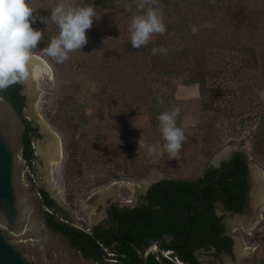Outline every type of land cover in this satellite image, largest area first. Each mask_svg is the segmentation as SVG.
Instances as JSON below:
<instances>
[{"label":"rangeland","instance_id":"374dc122","mask_svg":"<svg viewBox=\"0 0 264 264\" xmlns=\"http://www.w3.org/2000/svg\"><path fill=\"white\" fill-rule=\"evenodd\" d=\"M256 1L259 8L264 6V0ZM29 2L31 7L38 6V11L50 12L60 2L66 7L79 5L77 0ZM95 7L96 20L87 30V43L82 49L69 53L67 60L58 63L47 55L50 41L43 48L44 41L41 40L32 51L47 63L52 75L54 93L44 104L42 117L62 140V204L80 227L85 229L102 222L112 201L122 203L124 199L138 198L153 182L200 176L205 166L212 164L213 158L221 152L225 153L222 160L234 152H241L249 164L264 170V155L252 153L256 120L246 119L254 112L248 103L253 101L254 105L255 101L264 99L263 96L256 100L253 93L243 96L244 102L231 98L233 114L238 115L245 107L243 116L215 118L213 111L202 114L197 102L188 101L189 98L197 100L196 86L185 85L181 79H171L167 90L174 91L178 99L175 102L179 108L178 127L183 130L185 140L175 156L164 150L162 133L158 125L152 123L151 115L140 100L144 94L140 79L146 73V86L160 90L159 75L141 70L137 65L141 75L136 83L129 81L132 68L128 65L123 42L131 41L129 25L133 16L112 8ZM160 13L167 29L174 18ZM32 26L39 29L36 20ZM48 30L53 37L60 31L55 22L49 23ZM261 32L264 35V21ZM161 34H153L150 41ZM259 56H264V46ZM262 68L259 77L264 80ZM244 78L246 81L239 86H254L253 78ZM261 92L264 93V89L258 90V94ZM241 94V91L237 92L238 96ZM217 105L225 104L218 101ZM249 107L251 113L247 111ZM200 122L206 130L201 129ZM140 139L157 151L149 153L146 148L138 147ZM72 146L77 148L73 157ZM256 176L260 177L258 173ZM216 212L226 223V232L234 239L235 254L248 249L238 260L235 258V263L264 264V204L256 206L247 220L245 216L239 219L237 215L223 211L219 205ZM199 258L207 260L208 256L202 254ZM223 261L224 264L232 263L229 257H224Z\"/></svg>","mask_w":264,"mask_h":264},{"label":"trees","instance_id":"16d2710c","mask_svg":"<svg viewBox=\"0 0 264 264\" xmlns=\"http://www.w3.org/2000/svg\"><path fill=\"white\" fill-rule=\"evenodd\" d=\"M77 2L79 5L91 2L132 16L139 13L135 0H77ZM256 2V0H247V2L244 0H156L158 9L174 18L173 23L155 40L138 49L132 48L129 40L123 42L124 53L129 59L128 65L132 68L130 82L136 83L143 69H146V72L157 73L160 77V90H152L146 86V73L140 79L141 93H144L140 100L144 102L147 114L151 115V121L158 125L159 131V115L177 108L175 102H178V99L175 92L167 90V84L171 79H181L185 85L196 86L197 100L189 98L188 101L197 102L198 111L202 114L213 111L215 118L243 116L245 107H242L243 110L238 115L233 114L231 98L244 102L243 96L248 93L255 94L256 100L264 96L262 92L258 94V90L264 89V80L259 77L262 64L264 71V56H259L264 46V35L261 32L264 6L259 8ZM37 7H33L36 12ZM36 12L33 15L36 17L38 28L43 31L42 40L45 48L53 37L52 32L48 30L49 23L53 24L54 21L47 19L44 22L41 19L50 17V11L39 9L38 14ZM209 24L211 26H208ZM193 25L198 28L195 33L191 30ZM153 47L165 49L167 55L153 54L151 51ZM137 65L141 69L140 73L137 72L139 69L136 68ZM244 77L253 78L254 86L250 84L239 86L246 81ZM250 86L253 87L252 91ZM238 91L242 93L240 96L237 95ZM17 92L18 84L15 82L7 87L9 100L15 105L18 113L22 114L24 103ZM218 101H223L225 105H217ZM248 105H252L254 112L252 117L246 119L256 120L252 153L264 155V99L255 101L254 105L253 101H250ZM252 108L247 111L251 113ZM202 123L200 122L201 129L206 130L207 127L202 126ZM178 124L177 116L176 125ZM206 124L205 122L204 125ZM208 125L211 126V123ZM29 128L24 135V156L27 160L33 158ZM76 149V146H72V157ZM247 173L246 157L241 152H234L229 158L216 165H206L202 176L161 179L151 184L150 193L147 195L150 204L158 205L161 213L157 215L150 207L143 206L116 211V232L127 240L134 241L141 249L152 237L160 234L178 238L185 230L186 208L192 203H199L190 209L192 224L188 237L179 244L162 242L159 245L163 250L175 252L181 260L188 261V264H199L191 253L205 245L203 239L206 237L222 241V247L230 252L232 239L220 238L223 227L219 224L220 219L214 214L215 203H221L225 210L240 213L245 205L248 191ZM39 191L47 208L64 212L55 201L48 198L45 191L42 189ZM55 211L53 214L56 213ZM63 217L67 219L68 215L63 214ZM47 223L55 231L69 237L74 245H79L89 258L101 259L102 252L98 243L104 248L109 246L110 241L101 233L100 227L93 228L92 234L89 235L57 221L53 215L48 214ZM134 236L143 239L137 241ZM129 251L131 249L128 246L122 245L119 254ZM127 263L137 264V258H129ZM149 263L153 264L155 260L151 258Z\"/></svg>","mask_w":264,"mask_h":264},{"label":"water","instance_id":"95a60500","mask_svg":"<svg viewBox=\"0 0 264 264\" xmlns=\"http://www.w3.org/2000/svg\"><path fill=\"white\" fill-rule=\"evenodd\" d=\"M31 55L33 59L30 64V75L25 80L30 82L33 78V93L23 113L25 118L38 128L39 133L36 147L40 155L34 162L32 170L37 184L64 208L71 222L80 227L62 204L64 160L62 140L42 117V108L54 93L52 75L47 64L32 53ZM24 130L20 115L0 92V264H101L86 258L80 250L71 246L65 235L46 223V217L41 210L40 196L32 190L25 169L22 139ZM224 154L221 152L215 156L212 164L216 165L221 161ZM248 167L250 205L245 211L246 220L253 214L256 206L264 204L255 203L253 200V187L256 181L261 182L256 176V171L264 175V170L251 164ZM198 204L192 203L186 208L185 230L180 237L175 238L166 234L154 236L143 249L130 244L137 253L140 264H147V256L158 244L162 242L179 244L188 237L192 224L190 209ZM237 218L242 217L237 215ZM236 246L238 247V243ZM235 255L236 260L242 256L241 253ZM158 259L159 264H166L160 257Z\"/></svg>","mask_w":264,"mask_h":264},{"label":"clouds","instance_id":"9594fccd","mask_svg":"<svg viewBox=\"0 0 264 264\" xmlns=\"http://www.w3.org/2000/svg\"><path fill=\"white\" fill-rule=\"evenodd\" d=\"M135 3L139 13L133 15L129 31L131 46L138 49L147 45L153 34L164 33L166 28L156 0H135ZM34 12L36 10L30 6L29 0H0V90L30 75L31 53L43 36V31L32 26L36 20ZM96 15V7L91 2L74 7L58 3L51 10L50 17L41 18L44 22L51 19L60 29L58 36L50 40L47 55L62 63L69 58V53L82 49L87 43V30ZM191 30L195 33L198 28L193 25ZM151 51L167 55L163 48L153 47ZM178 113L179 108H176L164 111L158 117L165 141L163 149L171 156L178 154L185 140L183 130L176 125ZM138 147L146 148L149 153L157 151L155 147L145 145L143 139L138 141Z\"/></svg>","mask_w":264,"mask_h":264},{"label":"flooded vegetation","instance_id":"af4514ba","mask_svg":"<svg viewBox=\"0 0 264 264\" xmlns=\"http://www.w3.org/2000/svg\"><path fill=\"white\" fill-rule=\"evenodd\" d=\"M15 84H18V96H20L23 100V103H24V108L23 110H25L27 108V104H28V101L33 93V90H32V85L34 84V80L33 78L29 81H26L25 79H22V80H19L17 82H15ZM0 92L2 93V95L4 96V98L13 105V107L15 108L16 110V107L15 105L9 100L8 98V94H7V88L5 89H2L0 90ZM23 110H22V114H19L21 119H22V122L24 123V126H25V130H24V133H23V136H22V139H23V144H24V135H25V132L26 130L29 128L30 129V148L32 150V154H33V158L31 160H27L24 156V147H23V158L25 160V169H26V173H27V176L28 178L30 179L31 181V184H32V190L34 192H36V194H38L40 196V199H41V210L44 212V215L46 217V223H47V214L48 215H53V217L61 222V223H64L68 226H70L71 228H74L76 229L77 231L79 232H82V233H86V234H89L91 235L92 232H93V228L95 227H100L101 228V233H103L104 236H106L110 243H109V246L104 248L101 246V244L98 243V247L100 248L101 250V259L99 258H92V257H87L85 255V253L83 252L82 248L78 245H74L72 243V241L69 239V237H66L69 239L70 241V244L72 247H74L75 249L77 250H80L82 252V254L90 259V260H93V261H97L101 264H130V263H127V260L129 258H132V259H136L137 258V264H140V261L138 259V255L137 253L135 252V250H133V248L130 246V244H132L133 246L137 247V245L134 243V241H130V240H127L125 237L123 236H120L117 234L116 232V227H117V222H116V218H115V214H116V211H126V210H131V209H134L136 207H139V206H143V207H150V209L152 210V212L154 211L155 214H159L161 213V209L158 205H153V204H150L149 202V199H147V195L148 193H150V190H149V187L151 186V184L149 185L148 188H146L143 193H141L140 197L138 198H135V199H124L122 201V203H118L117 201H112L111 204L106 208L105 210V214H104V219L102 222L98 223V224H95V225H92L88 228H82V227H77L75 226L69 216L67 219H65L63 217V214H67L65 211H64V208H62V206L54 199L52 198L48 192L40 185L37 184V180L35 178V175H34V171L32 170L33 168V164L34 162L36 161V159L39 157V152H38V148L36 147V141L39 137V133H38V128L36 126H34L31 122H29L25 116H24V113H23ZM17 111V110H16ZM18 112V111H17ZM25 146V144H24ZM245 156V154H244ZM246 157V156H245ZM229 158V157H228ZM227 159V158H226ZM247 159V158H246ZM222 161V160H221ZM248 161V159H247ZM220 162V161H219ZM249 165V163H248ZM202 176V174L200 175ZM260 178V177H258ZM159 181V180H158ZM155 183V182H153ZM152 183V184H153ZM247 185H248V191L246 193V197H245V205L243 206L242 210L240 213H237V212H232V211H228V210H225L223 208V205L221 203H215V209H214V214L217 218H219V224L222 225L223 227V233L222 235L220 236V238H223V237H229L230 239H232V244L230 246V252H227L224 247H222V241L220 240H212L210 237H206V239H203L205 240V245L199 249H196L194 251H192L191 255L192 257L197 261L199 262V264H224V257H229L231 262L230 264H236L235 263V251H234V239L232 238V236H230L227 232H226V228H227V225L226 223L222 220V218L220 216L217 215V212H216V206L219 205L220 208L233 215H239V217H243L245 216L246 217V209L249 208V190H250V186H249V167H248V173H247ZM255 187V186H254ZM253 187V189H254ZM43 190L47 193L48 195V198L52 199L53 201L56 202L57 206L59 208H61L64 212L61 213V212H58V211H55L53 208H47L44 204H43V199H42V196H41V193L39 190ZM256 203V202H255ZM56 212L55 214H53V212ZM68 215V214H67ZM244 217V218H245ZM249 218V217H248ZM48 224V223H47ZM51 227V226H50ZM53 228V227H52ZM58 232V231H57ZM64 235V234H63ZM161 235V234H160ZM134 239L137 240V241H141L143 238H141L140 236H134ZM122 245H126L128 246L131 251H129L128 253H120L119 254V251L120 249L122 248ZM138 248V247H137ZM141 249V248H139ZM143 249V248H142ZM99 250V251H100ZM161 251H165L161 248V246L158 244L156 249H154L148 256H147V259H146V262L147 264H150L149 261L151 258H153L155 260V263L153 264H159L158 263V258L160 257L162 259L163 262H165L166 264H169L168 262L172 263V264H175L173 263L172 261L168 260V259H165L161 256ZM166 251H170L171 252V258H177L182 264H188L187 262L188 261H185V260H181L175 252L171 251V250H166ZM244 252V251H242ZM204 255V256H208V259L205 260V259H202V258H199V255ZM165 259V260H163Z\"/></svg>","mask_w":264,"mask_h":264},{"label":"bare ground","instance_id":"6f19581e","mask_svg":"<svg viewBox=\"0 0 264 264\" xmlns=\"http://www.w3.org/2000/svg\"><path fill=\"white\" fill-rule=\"evenodd\" d=\"M40 59L42 60V58H40ZM42 61L45 64H47L44 60H42ZM256 173H257V171H256ZM258 174L260 176L259 179L261 180V182L256 181L255 187L253 189V200L256 203H258V202H264V181H262V180H264V175L261 174L260 172H258ZM259 179L257 178V180H259ZM244 251H246V250H244ZM240 253H241V255L244 254V252H240Z\"/></svg>","mask_w":264,"mask_h":264},{"label":"built area","instance_id":"2783aa9c","mask_svg":"<svg viewBox=\"0 0 264 264\" xmlns=\"http://www.w3.org/2000/svg\"><path fill=\"white\" fill-rule=\"evenodd\" d=\"M161 255L168 260L172 261L175 264H182L177 258H171V252L170 251H161Z\"/></svg>","mask_w":264,"mask_h":264}]
</instances>
